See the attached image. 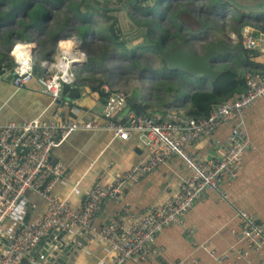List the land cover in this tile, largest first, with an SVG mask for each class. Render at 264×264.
<instances>
[{
    "label": "built area",
    "instance_id": "built-area-1",
    "mask_svg": "<svg viewBox=\"0 0 264 264\" xmlns=\"http://www.w3.org/2000/svg\"><path fill=\"white\" fill-rule=\"evenodd\" d=\"M126 26L129 27L128 24L119 27L123 35L127 33ZM249 29L243 28L239 40L245 49H251L256 43ZM68 40L73 44V48L67 49L69 53L59 48L60 42ZM18 43L27 50L30 67L25 68L18 58L22 52H11L17 44L13 43L8 50L13 65L0 74V78L11 75L10 82L16 89L33 81L31 65L36 49V46L30 47L31 43L36 44L35 40ZM81 46L82 41L75 37H61L54 62H40L38 91L50 98L51 105L62 102L64 86L73 85L76 77L71 69L86 63L87 57L84 60L81 57L86 55ZM244 78V91L215 104L204 119L183 117L166 109L147 108L142 113L123 109L129 95L105 84L95 88L104 100L101 112L90 119L63 118L55 112L46 120L38 116L0 125V264H58L57 259L70 253L66 254L63 249L78 245V237L87 238L94 233L92 222L105 199H117L125 188L175 156L182 160L186 169L177 190L138 216L111 217L95 236L107 248L109 258L105 264H124L130 260L136 264H151L147 247L164 227L181 224L184 213L207 193L216 192L224 201L227 195L220 190L221 184L238 179L242 156L249 147L239 115L264 95V58L263 70L247 72ZM231 121L237 123L234 122L230 130L227 147L207 158L189 154L187 149L197 144L200 148L209 147L214 130ZM90 132L105 133L110 141L127 142L136 138L145 154L112 184L97 182L83 190L81 203L74 206L70 201L71 193L58 197L53 192L55 184L64 177L66 164L60 160L53 162L51 153L72 135ZM81 181L82 178L75 181L73 190ZM27 194L37 196L43 205V210L33 217L30 209L34 205ZM27 214L29 219L23 222ZM237 215L240 239L259 250L264 245V222L241 209ZM72 230L75 235L70 236Z\"/></svg>",
    "mask_w": 264,
    "mask_h": 264
},
{
    "label": "crops",
    "instance_id": "crops-1",
    "mask_svg": "<svg viewBox=\"0 0 264 264\" xmlns=\"http://www.w3.org/2000/svg\"><path fill=\"white\" fill-rule=\"evenodd\" d=\"M92 1L95 3V0ZM101 1L103 4L100 5L101 11L97 16L106 13V17L108 15L114 18L117 27L128 24L131 28L126 26L128 29L125 32L135 33L133 36L123 35L122 41L125 40L127 43L145 41V34L142 37V31L128 19L126 4L129 2L127 0ZM261 2L264 0H258L255 3ZM164 6L167 7L168 4L164 2ZM168 10L170 14V7ZM178 15L179 13L174 16L178 18ZM179 16L187 27H184L185 32L192 30L201 33L203 31L202 23H195L197 25L195 27L189 17L182 14ZM168 20H172V16H168ZM247 20L239 29L238 34L228 35L229 32L224 33V38L211 42L207 40L208 42L203 44L200 53L191 50L193 48L191 41L183 39L180 31L173 34L166 31L165 35L167 33L168 36L165 37L167 44H164V47L165 45L168 48L181 46L193 53L201 54L209 45L218 41L225 42L230 47L240 45L245 63L240 64L233 57H228L227 61L217 68L224 70V67L229 66L235 69L236 73H259L263 70L264 30L258 27L256 23L258 20L256 22ZM246 26L250 28V35L256 41L251 49H245L240 42L235 41V35L241 37L243 28ZM80 27L79 38L85 36L86 26ZM173 35L175 38H170ZM55 48L57 53L59 51L57 44ZM37 52V49L36 52L34 50L33 63L38 65L37 72L41 74L42 69L39 65L43 59L38 56ZM77 68L71 70L75 73ZM8 77L6 75L5 78H0V125L9 122L19 123L38 116L46 120L55 112H59L63 118L90 119L102 110L104 99L100 92L95 91V88L105 84L90 90L83 84H74L75 78L72 86H64V88L69 87V90L62 91V102L51 105L50 98L38 91L39 76L34 74L33 81L20 89L14 88ZM188 80L190 84L187 85L184 82L181 88L187 96L183 102H178L174 106L154 108L166 109L167 112L174 111L185 117L189 90H209L210 88L209 82L206 87L204 81L193 86L192 82L194 83L197 79L188 78ZM73 91L79 93L78 97L68 99L67 94ZM139 99L136 98L140 104L149 108L144 101ZM239 116L249 147L242 156V167L239 170L238 179L221 184L220 190L227 195V198L221 201L218 193H207L184 213L181 217V224L175 223L164 227L147 247L146 254L151 264H260L264 261V245L259 250L250 246L252 250L240 239L238 235L240 220L237 215L238 210L241 209L257 221L264 222V95L244 109ZM234 122L237 123V121H231L226 125L218 126L210 138L212 143L209 147L200 148L197 144L187 149L189 154L194 157L207 158L227 147ZM144 154L145 150L136 138L123 142L110 141V136L105 133L74 134L60 148L54 149L51 153L53 161L60 160L66 164L64 177L55 184L53 192L58 197H65L71 193L70 201L77 206L81 203L83 190L97 182L105 185L112 184L115 178L131 165L141 161ZM185 173L186 169L182 160L172 156L136 183L125 188L117 199H105L101 204L99 214L92 222L94 233L90 234V238H82L88 240L85 245L81 246L73 264H105L109 258L107 248L95 238L101 226L111 217H135L144 213L150 206L162 201L168 194L174 193ZM79 178H82L80 186L73 190L75 181ZM27 198L34 205V208L30 209L31 217L39 214L43 210L41 200L29 194ZM76 231L78 232L77 229ZM73 235H75V230L70 231V236ZM80 239L78 237V243ZM124 264L136 263L130 260Z\"/></svg>",
    "mask_w": 264,
    "mask_h": 264
},
{
    "label": "rangeland",
    "instance_id": "rangeland-1",
    "mask_svg": "<svg viewBox=\"0 0 264 264\" xmlns=\"http://www.w3.org/2000/svg\"><path fill=\"white\" fill-rule=\"evenodd\" d=\"M34 1L41 3L49 13L44 17L45 21L42 25L30 26L26 30L19 25L21 21L25 22V25L30 23L27 16L22 15V10L0 0V9L10 11L11 14L10 18L0 20V54L8 56V50L13 43L35 40L38 56L50 64L54 62L57 55L55 46L58 40L61 37H75L82 41L81 50L89 59L82 67L76 69L74 84H83L90 90L98 85L108 84L124 91L130 97L135 94L133 97L139 99L140 96L139 100L144 101L149 107L174 106L187 97L181 89L171 94L165 93L167 85L178 89L176 84H172L178 79H191L183 72L160 69L162 56L169 49L166 45L164 47V38L168 36L167 33L165 35L166 31L171 34L180 31L183 39L191 41L193 46L191 50L200 53L207 40L211 42L224 38V33L229 32L228 35L238 34L246 19L253 22L258 20L256 22L258 27L264 30V9L255 12L241 11L231 6L212 3L210 0H150L154 6L139 5L126 9L128 19L142 31L141 34L148 33L145 36L146 40H138L134 43L123 40L124 46H119L120 42L114 40L107 30L108 25L112 23L111 19L103 15L79 16L71 9V3H78L79 0ZM239 1L256 4L258 0ZM164 2L168 4L167 7L164 6ZM168 7L171 9L170 14H168ZM81 11H83L82 8ZM178 13L189 17L195 27H197L195 23H202L203 31L201 33L192 30L185 32L184 27H187L184 21L179 15L178 18L174 16ZM168 16H172V20H168ZM80 26H86L85 36L81 38L77 36ZM8 32L13 35H10L6 42ZM47 34L53 37L49 38ZM158 37H162L160 51L135 49L138 45L144 44H147L149 48L153 47V41H158ZM235 37V41L240 42V36L235 35ZM170 38L174 39L175 36ZM226 61L227 59L223 60L224 63ZM185 82L187 85L190 84L189 80ZM201 82L196 80L192 84L197 86ZM206 84L208 82H205V87ZM190 92L191 90L188 93Z\"/></svg>",
    "mask_w": 264,
    "mask_h": 264
},
{
    "label": "trees",
    "instance_id": "trees-1",
    "mask_svg": "<svg viewBox=\"0 0 264 264\" xmlns=\"http://www.w3.org/2000/svg\"><path fill=\"white\" fill-rule=\"evenodd\" d=\"M7 5L15 8H20L22 11V15L27 16L30 23H27L25 25V22L21 21L19 25H22L24 29H28L30 26L39 27L43 24L44 17H46L49 13V11L39 2H36L34 0H4ZM59 1V0H58ZM131 0H127V2H130ZM212 3H218L222 5L230 6L225 0H210ZM223 1V2H222ZM147 2V3H146ZM149 0H143L138 1L131 5L133 6H150ZM81 8L83 11H81ZM71 9L76 12L79 16H90V15H97L101 11L98 7L90 6L85 0H79L78 3H71ZM104 16L106 13L103 14ZM11 14L10 11H3L2 8L0 9V20L1 19H7L10 18ZM108 19H111L112 23L108 25V31L113 37L114 40L119 41V46H124L123 39V32L119 29V27L115 26V20L112 17H109L107 15ZM86 29V28H85ZM81 30V27H79V31ZM9 35L6 37V42H8V37L10 35H13L11 32H8ZM84 33V31H83ZM81 33V35L83 34ZM135 33L128 32L124 35L133 36ZM148 33H145V36H147ZM47 36H49L47 34ZM79 37V32L78 35ZM165 36V35H164ZM53 36H49V38H52ZM143 37V35H142ZM146 40V39H145ZM161 41L162 37H158V41H153V47L149 48L147 44L139 45L135 47V49H142V50H151L152 52L160 51L161 50ZM164 44H167V41H165L164 38ZM118 44V43H117ZM9 56V55H8ZM5 54H0V73L5 70L6 68H9L12 65V59L10 56L8 57ZM9 58V60L7 59ZM161 67L160 69H167L166 62L164 60V57L162 56L161 61ZM223 73L217 78V80L213 83H210L209 90H191L190 93H188L187 98V105L185 106V117H190L194 119H204L209 116L213 106L218 103H223L230 98H232L234 95H238L245 89V73H236L235 69L227 66L223 68ZM185 80H188L186 78ZM185 80L178 79V81L173 82L172 84H176L178 89H174L171 87V85H167L165 88V93H174L177 90H180L183 87V84ZM69 90V87H65L63 89V92H66ZM64 94V93H63ZM153 109L154 107H149ZM133 111L136 113H142L147 108L143 104L137 105L135 104L132 108Z\"/></svg>",
    "mask_w": 264,
    "mask_h": 264
},
{
    "label": "water",
    "instance_id": "water-1",
    "mask_svg": "<svg viewBox=\"0 0 264 264\" xmlns=\"http://www.w3.org/2000/svg\"><path fill=\"white\" fill-rule=\"evenodd\" d=\"M90 6L98 7L100 8V5L103 4L101 0H95V3H93L92 0H85ZM143 1V0H131L128 4H126V8L130 7L132 4ZM231 7L236 8L241 11H260L264 9V2L257 3V4H246L245 2H241L239 0H225ZM151 2V1H150ZM150 5L154 6V3H150ZM242 47L240 45L236 46H228L225 42L218 41L214 42L211 45H209L201 54H196L185 47L176 46L169 48L167 51L164 52V60L167 65L168 71H179L186 74L187 77H191L194 79H197L199 81L209 82L213 83L217 80V78L223 73V70L218 69L217 67L220 64H223V60L228 57H233L236 61H238L240 64L245 63V60L242 58ZM173 54V57L181 60L183 62L184 56H190L191 62L190 66L196 71L192 72L186 68H183L182 65L178 64H172L170 60V56ZM185 54V55H184ZM73 66L76 65L73 63ZM12 67V65L9 67V69ZM38 65L33 63L31 65L32 73L36 76H39L40 74L37 72ZM205 72L207 74H205ZM8 79L11 78V75H8ZM79 93L77 91L69 92L67 94L68 99H74L77 98ZM57 103V102H56ZM135 104L140 105V103L136 100V98L129 97L126 101V103L123 106V109H127L130 107H133ZM53 161V160H52ZM55 162V161H53ZM29 219V215H25L23 222H26ZM86 239L85 237H83ZM88 238H90V235H88ZM94 238V237H92ZM87 240H83L82 238L79 240V244L72 246L69 245V249H63V251L67 254L68 251H70L71 256H69L70 253L67 255H64L63 257L57 259L58 264H73L75 261V257L78 254V251L80 250V245H85ZM43 244V243H41ZM55 254V253H54ZM68 256L70 257L68 259Z\"/></svg>",
    "mask_w": 264,
    "mask_h": 264
},
{
    "label": "bare ground",
    "instance_id": "bare-ground-1",
    "mask_svg": "<svg viewBox=\"0 0 264 264\" xmlns=\"http://www.w3.org/2000/svg\"><path fill=\"white\" fill-rule=\"evenodd\" d=\"M67 42H70L71 43V46H72V48H73V44H72V42H71V40H68ZM62 44H64L63 42H60L59 43V48H60V50L61 51H66L65 49H63L62 47H61V45ZM36 45H35V43L33 44V43H31L30 44V47H35ZM18 51H20V52H22L23 51V48H22V46H20V43H18V44H16L14 47H13V49H12V53H16V52H18ZM67 52L69 53V51L67 50ZM185 55V54H184ZM74 58V57H73ZM82 58L83 59H85L86 58V56L84 55H82ZM75 59V58H74ZM170 60H171V63L172 64H178V65H182V67L183 68H186V69H188V70H190V71H194V72H196L191 66H190V62H191V57L190 56H184V60H183V62L180 60H178V59H176V58H174L173 57V54L170 56ZM41 61H44V60H41ZM205 74H207L206 72H205Z\"/></svg>",
    "mask_w": 264,
    "mask_h": 264
},
{
    "label": "clouds",
    "instance_id": "clouds-1",
    "mask_svg": "<svg viewBox=\"0 0 264 264\" xmlns=\"http://www.w3.org/2000/svg\"><path fill=\"white\" fill-rule=\"evenodd\" d=\"M61 47L63 49H65L66 52H67V49H69L71 47V43L70 42H66V43L62 44ZM18 58L22 61V63H23L25 68L30 67V60H29V58L27 56V50L26 49H24L22 51L21 55Z\"/></svg>",
    "mask_w": 264,
    "mask_h": 264
}]
</instances>
